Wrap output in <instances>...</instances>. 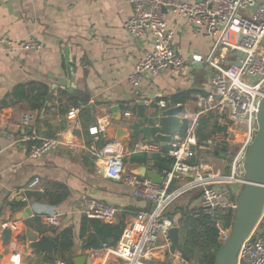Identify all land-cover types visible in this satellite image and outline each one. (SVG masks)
Instances as JSON below:
<instances>
[{"label":"crops","instance_id":"0c3cea01","mask_svg":"<svg viewBox=\"0 0 264 264\" xmlns=\"http://www.w3.org/2000/svg\"><path fill=\"white\" fill-rule=\"evenodd\" d=\"M131 13V5L123 0H0V37L14 42L12 47L0 46V223L13 221V214L25 205H30L31 212L33 210L27 219L17 220L18 230L12 232L11 242L6 246L9 255H2L4 247L0 236V264H26L30 259L32 264H40L18 238H24L29 226L40 233L72 227L73 257L76 256L83 245L79 238L83 214L77 211L75 203L84 193L118 207L117 223L119 218L126 223L136 209L151 206L150 201L134 196L132 188L121 180L105 178L100 173L91 150L99 147L100 140L94 142L88 128L101 120L108 122L107 137H113L119 126L130 133L131 123H150L146 115L152 109L154 98L173 105L175 103L169 99L187 90L194 92L181 103L194 107L196 95L204 94L210 88V68L192 63L189 57L192 53L208 55L214 40L194 36L186 19L164 11L163 18L175 32L173 45L187 61L180 70L166 69L156 77L145 76L139 87L132 89L126 80L127 74L152 48V39L148 35L133 38L127 32L124 24ZM29 40L39 41L41 51L18 46ZM66 48L69 49L65 60ZM67 64L73 77L71 92L62 89L58 81L66 75ZM19 86L25 87L27 98L14 96V89ZM29 86L47 87L50 98L46 99V95L41 107H31V97L37 93ZM138 91L142 93L140 97L136 96ZM147 94H151V99ZM141 100L150 106H141ZM113 104L119 105L122 115L129 111L130 116L112 119L109 108ZM72 106L79 107L75 117L70 119L66 113ZM26 112L36 117L28 127L22 128L21 119ZM55 136H59L64 145L38 157L29 156V150L42 138ZM137 139L125 150L124 159L129 171L146 165L131 163L132 153L151 154L141 149L146 142L140 138V133ZM136 144L139 145L134 149ZM35 177L43 181L47 190H57L55 184H62L67 189V196L51 205L60 222L56 229H49L45 219L36 216L39 208L50 205L28 196L29 192H37L31 185ZM21 196L27 201L16 205L23 202ZM88 250L82 249V254L88 256ZM13 255H17L16 260L11 259ZM90 259L89 264H121L118 259L103 253ZM59 261L56 255L54 264ZM45 262L49 263L48 260Z\"/></svg>","mask_w":264,"mask_h":264},{"label":"built area","instance_id":"2783aa9c","mask_svg":"<svg viewBox=\"0 0 264 264\" xmlns=\"http://www.w3.org/2000/svg\"><path fill=\"white\" fill-rule=\"evenodd\" d=\"M123 1L132 8L131 16L124 24L127 32L133 38L148 35L152 39V48L127 74L126 80L132 89H137L145 76L156 77L166 69L180 70L187 61L173 45L175 32L163 18V8L186 19L194 36L213 38L208 55L192 53L189 57L192 63L205 64L210 68V88L204 94L196 95L194 107L180 102L173 104L183 105L178 115L183 128L180 133L170 134L166 148L153 141L141 147L151 154L173 159L169 169L160 172L161 184L127 170L121 141L106 136L108 122L99 120L89 126L94 142L103 139L102 146L91 148L100 173L105 178L121 180L132 188L134 196L150 201L151 206L134 211L114 245L103 243L100 248L89 249L87 255L93 258L103 253L106 257L118 259L121 264H185L178 245L174 251L170 250L168 231L178 219L173 220L163 214L178 196L198 189L199 198L192 214L214 217L220 243L229 234L232 221L225 226L215 214L230 211L233 218L237 197L246 182V150L257 132L256 112L259 99L264 94V0ZM13 44L9 38L0 37L1 47L8 48ZM18 46L34 52L42 49V44L36 40L25 41ZM151 104L158 110L172 105L161 98H154ZM78 107H70L67 118L73 119ZM207 115L214 117L220 129L198 139L201 119ZM123 116H130V112L125 111ZM35 117V114L26 112L21 119V127H28ZM154 124L159 127L157 121ZM61 145H64L62 139L42 138L29 150V156H41ZM215 151L228 158L227 173L214 168L212 159L220 158L214 154ZM177 180L182 184L176 187L175 184L169 190V185ZM31 185L37 191H44V183L38 177L32 180ZM25 199L21 196V200ZM75 207L89 218L106 223L118 221V207L88 193L76 201ZM57 215L51 205L39 208L36 213L54 228L60 224ZM6 227L11 232L18 230L17 222L3 221L0 223V236ZM11 259L16 260L17 255ZM57 264L71 263L60 260ZM236 264H264V207L254 229L239 248Z\"/></svg>","mask_w":264,"mask_h":264},{"label":"water","instance_id":"95a60500","mask_svg":"<svg viewBox=\"0 0 264 264\" xmlns=\"http://www.w3.org/2000/svg\"><path fill=\"white\" fill-rule=\"evenodd\" d=\"M166 11L163 8V12ZM67 49L65 50V60L67 59ZM70 65H66V75L58 78L62 89L72 91L74 85L71 83L72 79ZM141 91L136 93V96H141ZM50 94L46 99L50 98ZM147 98L151 99V94H147ZM140 105H146L144 100L140 101ZM112 119H121V110L119 105L113 104L110 106ZM183 110V105H170L160 110L153 108L149 110L146 118L150 123L139 126L138 133L140 138L145 142H152L158 140L162 146H166L170 139V134L180 133L183 128V121L178 114ZM145 118V119H146ZM158 122L160 129L165 131H157L154 122ZM257 132L255 137L249 144L245 156V183L237 197L235 210L232 218V225L227 238L219 244L214 252L213 264H236L237 254L244 239L250 235L254 229L260 214L264 207V94L258 102L256 112ZM131 132L125 131L121 126L117 127L113 137L119 139L123 148L126 150L130 145L133 146L136 140H131ZM103 140L99 141L101 146ZM215 155L223 157L222 152L215 151ZM151 154L148 155L150 158ZM153 161H147L146 165H140L134 170H130L135 174L149 177L154 183H162V175L159 171L151 168ZM32 215L30 205H25L20 211L13 214V220H24ZM180 226L175 224L169 229L168 234L171 239L170 250L174 251L179 242ZM1 246L4 247L2 255H9L7 244L11 242V229L6 227L2 230ZM54 233L48 231L47 233L36 232L32 227H27L24 233V238L19 240L30 251L32 256H35L40 264H54L56 260ZM25 240L27 242H25ZM1 256V255H0ZM73 264H89L91 259L82 254V249H79L77 255L72 258ZM26 264H32V260H28Z\"/></svg>","mask_w":264,"mask_h":264},{"label":"trees","instance_id":"16d2710c","mask_svg":"<svg viewBox=\"0 0 264 264\" xmlns=\"http://www.w3.org/2000/svg\"><path fill=\"white\" fill-rule=\"evenodd\" d=\"M30 90L36 89L35 95L31 97V107L39 108L43 105L44 99L48 93L45 86H29ZM24 86H19L14 89V96L19 98H27V92ZM194 92L187 90L172 96L169 100L177 103L183 102L189 98ZM212 126H210L209 133L219 130L216 122L212 118ZM209 122V120H208ZM140 123L135 122L132 125L131 140H136L138 135V128ZM198 139L204 138L205 134L199 129ZM207 135V134H206ZM129 147H132L131 145ZM150 158L153 161L151 166L159 172L169 169L173 159L171 157H160L157 154H151ZM146 152H135L130 155L131 163L146 164L148 161ZM173 181L169 185V190H172L175 185ZM57 190H47L44 187L43 192H29L28 196L34 197L37 201L49 202V204H57L67 196V189L62 184H55ZM195 197V196H193ZM192 197V198H193ZM23 205L24 202H18L16 205ZM182 209H180L181 211ZM181 213V212H180ZM216 217L221 218L225 226H228L232 221V212H216ZM180 225L179 243L177 248L182 251V255L186 260H191V256L196 254L198 256V264H213L214 252L219 246L218 229L214 224V217L207 214L200 213L194 216L192 213L188 214L182 212L177 216ZM125 227L124 220L119 218L118 223H106L99 219L89 218L85 215L81 217L79 226V238L82 240V249H96L100 248L103 243L114 245L120 238ZM54 233V240L56 241L55 254L61 261H67L71 264L74 255V235L72 227H64L60 230H51ZM180 251V252H181Z\"/></svg>","mask_w":264,"mask_h":264},{"label":"rangeland","instance_id":"374dc122","mask_svg":"<svg viewBox=\"0 0 264 264\" xmlns=\"http://www.w3.org/2000/svg\"><path fill=\"white\" fill-rule=\"evenodd\" d=\"M169 102V101H168ZM179 115V114H178ZM122 113H121V118H122ZM212 118L214 119V117L212 115H207V116H204L202 117L201 119V132H203L205 135L209 133V130H210V126H212ZM146 119H143L142 121H145ZM209 120V122H208ZM99 122V120L96 122V124ZM135 122L131 123V127L132 125L134 124ZM146 124V123H145ZM143 125V124H142ZM108 126V125H107ZM159 129H157V131H163V129H160V127H158ZM51 138H59V136H55V137H51ZM61 139V138H59ZM101 140V139H100ZM103 144V143H102ZM166 148V146H163ZM75 149V148H74ZM236 148H234L235 150ZM57 150V149H56ZM55 151V150H54ZM51 152V151H50ZM212 162H214V168L217 169V168H220L221 171H223L224 173H227L228 172V164H229V160L228 158L226 157H222V158H217V159H212ZM124 163H126V158L124 159ZM220 165V166H218ZM182 184V182H179V183H176L175 187L176 186H180ZM40 192V191H38ZM199 190L198 189H194L192 191H189V192H185L183 194H181L180 196H178L167 208L166 210L164 211V216L165 217H168V218H171V219H175V217L177 216H180V214L182 212H185L190 214L192 213V211L195 209L196 205H197V199L199 198ZM85 194V193H84ZM87 194V193H86ZM195 196V197H193ZM81 197V196H80ZM79 197V198H80ZM193 197V198H192ZM26 198V197H25ZM78 198V199H79ZM77 199V200H78ZM23 202H26L27 200H21ZM49 204V203H48ZM49 205H52V204H49ZM180 209H182L180 211ZM181 212V213H180ZM40 217V216H39ZM14 222H17V220H13ZM177 225L180 224L179 223V220H177ZM117 223V222H115ZM59 227V226H58ZM58 227H49V229H56ZM180 232V231H179ZM179 243V242H178ZM179 250V249H178ZM181 251V250H180ZM182 253V251H181ZM183 256V255H182ZM184 261H185V264H198V256L196 254L192 255L191 256V260H186L184 257H183Z\"/></svg>","mask_w":264,"mask_h":264}]
</instances>
